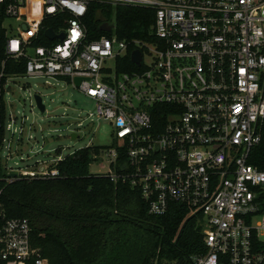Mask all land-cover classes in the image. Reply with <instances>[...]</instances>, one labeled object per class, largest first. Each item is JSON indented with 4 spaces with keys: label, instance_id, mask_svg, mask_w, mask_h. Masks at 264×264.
<instances>
[{
    "label": "built area",
    "instance_id": "1",
    "mask_svg": "<svg viewBox=\"0 0 264 264\" xmlns=\"http://www.w3.org/2000/svg\"><path fill=\"white\" fill-rule=\"evenodd\" d=\"M94 2L151 10V38H119L115 21L97 10L99 28H110L88 39L86 16ZM0 13L4 131L15 122L11 113L5 126L10 80L69 82L95 101L88 115L113 128L106 174L138 188L152 215L178 202L197 219L204 251L182 263L152 264H264V0H0ZM9 19L18 22L5 24ZM46 19L55 20L56 30L44 31L63 38L36 45ZM129 48V57L140 51V61L130 58L134 68L118 71L116 60ZM21 59L22 73L6 72L7 61ZM3 142L4 135L0 149ZM57 161L13 169L0 159L7 181L55 177ZM0 262L49 264L32 245L29 220L7 217L1 202Z\"/></svg>",
    "mask_w": 264,
    "mask_h": 264
},
{
    "label": "trees",
    "instance_id": "2",
    "mask_svg": "<svg viewBox=\"0 0 264 264\" xmlns=\"http://www.w3.org/2000/svg\"><path fill=\"white\" fill-rule=\"evenodd\" d=\"M97 10L105 19L115 21L119 38H151L146 36L153 23L151 10L94 2L86 16L88 39L108 34L99 28ZM2 20L0 13V61L5 43ZM54 22V19L44 21L36 45L55 42L43 33L47 27L56 30ZM130 49L117 58L118 71L134 68ZM24 64V59L16 64L9 60L6 72L22 73ZM1 112L2 118V107ZM3 135L4 129L0 126V144ZM102 148L84 146L67 154L57 161L55 167L59 174L55 177L7 181L8 175L0 162L2 208L7 217L29 220L32 245L39 248L49 264H152L158 246L159 263L161 257L182 263L186 256L202 253L200 226L196 217L188 215L185 205L172 202L164 214L152 215L138 188L127 181H114L106 173L89 171ZM259 150L264 154V144ZM124 160L120 157V161ZM129 245L132 251L124 254ZM110 256L112 259L108 261L106 258Z\"/></svg>",
    "mask_w": 264,
    "mask_h": 264
},
{
    "label": "rangeland",
    "instance_id": "3",
    "mask_svg": "<svg viewBox=\"0 0 264 264\" xmlns=\"http://www.w3.org/2000/svg\"><path fill=\"white\" fill-rule=\"evenodd\" d=\"M17 22V19L5 20L7 25ZM149 60L144 55V61ZM9 84L12 92L4 95L7 114L5 126L10 123L11 113L15 116V122L5 128L0 149V159L7 168H23L27 165L44 167L76 149L92 145L103 148L90 164L89 171L106 173L109 170L110 156L105 150L113 148L116 141L108 120L88 115L95 110L93 99L69 82L55 77L19 76L10 80ZM35 94L42 98L44 112L37 107ZM73 133L77 135L74 139L71 137ZM131 251L132 245H129L124 254H130ZM158 251L159 246L154 261L158 259ZM106 259L110 261L112 257Z\"/></svg>",
    "mask_w": 264,
    "mask_h": 264
},
{
    "label": "water",
    "instance_id": "4",
    "mask_svg": "<svg viewBox=\"0 0 264 264\" xmlns=\"http://www.w3.org/2000/svg\"><path fill=\"white\" fill-rule=\"evenodd\" d=\"M109 28H110V26H109L107 23H102V24L100 25V29H101L102 31H108ZM44 34H45V36H46L48 39H50V40H52V39H54V38H60V39L63 38V34H62V33L55 34V33L53 32V30H51V29H49V28L46 29V30L44 31ZM130 58H131V60H132L134 63L138 64L139 61H140V58H141L140 51L137 50V49L133 50V51L131 52ZM79 81H80V78H79V77L74 78V82H75V84H78ZM34 100H35V103H36L37 107L39 108V110H40L41 112H44V111H45V106H44V104L42 103V99H41L40 95L35 94V95H34ZM71 137L74 139V138L77 137V135L73 133V134H71ZM11 175H14V174H11Z\"/></svg>",
    "mask_w": 264,
    "mask_h": 264
}]
</instances>
